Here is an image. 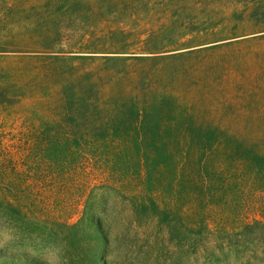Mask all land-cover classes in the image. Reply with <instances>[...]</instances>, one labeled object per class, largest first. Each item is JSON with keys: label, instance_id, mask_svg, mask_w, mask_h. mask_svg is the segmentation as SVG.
<instances>
[{"label": "rangeland", "instance_id": "1", "mask_svg": "<svg viewBox=\"0 0 264 264\" xmlns=\"http://www.w3.org/2000/svg\"><path fill=\"white\" fill-rule=\"evenodd\" d=\"M0 264H264V0H0Z\"/></svg>", "mask_w": 264, "mask_h": 264}, {"label": "trees", "instance_id": "2", "mask_svg": "<svg viewBox=\"0 0 264 264\" xmlns=\"http://www.w3.org/2000/svg\"><path fill=\"white\" fill-rule=\"evenodd\" d=\"M209 155H212V154H209ZM205 156H206V154H204V157L203 158H205ZM203 161V160H202ZM202 161L200 160V161H195V164L194 165H196V171H198L200 168H201V165H202ZM206 164V163H205ZM204 164V165H205ZM206 166V165H205ZM203 167V166H202ZM207 167V166H206Z\"/></svg>", "mask_w": 264, "mask_h": 264}]
</instances>
